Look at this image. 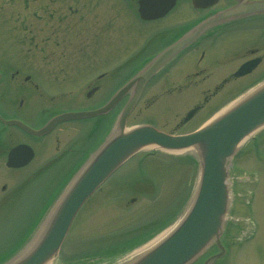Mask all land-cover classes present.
Segmentation results:
<instances>
[{"label": "rangeland", "instance_id": "1", "mask_svg": "<svg viewBox=\"0 0 264 264\" xmlns=\"http://www.w3.org/2000/svg\"><path fill=\"white\" fill-rule=\"evenodd\" d=\"M103 4L108 3L110 5H114V0H98ZM120 25L124 26L125 35H130V29H136L139 27L144 31V26L138 23L137 21L132 20L126 12L118 11ZM128 17L130 20H128ZM179 15L173 14L172 16L168 17L164 22L160 23L159 28H163L165 25H171L175 23H179ZM129 23L130 29L128 27ZM7 25V24H6ZM127 25V26H125ZM5 23L0 21V55L7 54V55H17L18 49L12 44V37L9 32L4 30ZM154 26H152L153 30ZM4 30V31H3ZM250 34V33H249ZM247 34V36H249ZM246 41L248 39H245ZM244 42V40H243ZM114 46H118V44H114ZM119 48V47H118ZM107 54V57L112 62H109L111 65H114V49H108L107 53L106 50L104 51V55ZM230 70V68H228ZM264 65L256 71L253 75L247 76L238 82H236L232 87L224 91L219 97L213 99L204 110H202L195 119L189 124L187 129L188 131L191 128H194L199 123H201L204 119L209 117L213 112H215L219 107L226 105L229 101L241 96L244 94L250 87L254 86L256 83L262 81L264 79ZM263 75V76H262ZM119 81L118 79H114V85H116ZM75 83V82H74ZM76 84H55L50 85L49 82H43V86L45 89H52L55 87H65V86H73ZM64 89V88H61ZM101 98V97H100ZM201 95L197 96L194 94H184L175 96L172 98L164 99L160 105L153 109L148 116L147 112L135 113L134 121H140L144 119H151L154 123H158L163 121L164 117L167 119L162 122L161 126L166 129H173L174 121L172 116L183 114L187 111L191 106H193L199 99ZM153 97L147 98V101L150 102ZM84 101L83 97L81 96H74L73 101L74 103H82ZM169 104L173 105V109L165 108ZM70 105V104H69ZM57 106H61V104H57ZM149 117V118H148ZM169 117V118H168ZM82 129L77 136L78 138L74 139V141H60L61 145L62 142L63 148L66 145H70L75 150L78 148L81 149V158L80 162H84L85 159L88 157V154L94 151L99 144L106 138L109 126H105L99 133L94 134L92 137H88V133L92 127V121L83 120L82 121ZM63 130V128H62ZM184 131V128L182 129ZM59 142V141H58ZM48 146V150L45 148ZM56 143L52 146V141H43L42 143H37L35 145L36 149V160L33 164H31L25 172L32 171L34 169L39 168L41 162L44 158L47 157V153H50L52 158L56 155L55 151ZM254 152H258L264 159V131H262L256 138V141L248 145L244 148L243 152L238 155V159L235 161L234 168L237 169V172L233 174V177L230 179L231 190L235 188V196L233 192L230 193V210L233 209L232 215L226 216V222H230V226L228 227L227 239L224 241L222 240V245L225 249V256L219 260L216 264H264V163L260 162L257 163L255 161V157L252 155ZM48 154V155H50ZM143 155V154H142ZM48 158V159H49ZM47 159V160H48ZM154 162L151 163V170L153 175H156V180L158 181V191L155 192L156 201L154 203H142L137 210L142 211H150L149 216L157 214L159 211H163L165 207L174 209L177 205V201L174 199L177 196H180L185 192L184 189L188 187V191L185 192L189 195L191 192L189 180L192 176V168H186L185 170L179 172L178 170L172 171L167 170L165 167L169 164H174L173 159L168 157L166 154H159L153 158H151ZM69 157L63 158L60 162L54 163L51 168L46 170L45 172H36L33 175L32 180L29 183L24 185L18 194L17 200L10 206H5L3 210L0 212V241L8 242L19 234H21L22 228L29 226V223L32 221L34 214L38 213L40 209L36 206L33 210V204L36 200V204L40 197H42L45 193H57L61 186L64 184L66 179L70 178L71 175H67L65 178L59 180V171L68 164ZM46 161V160H45ZM23 173V172H22ZM132 173H134V166L132 161L124 164L118 171L114 173L102 186L103 190H107L108 192H115L116 190L121 189V186H130V180L132 177ZM255 175L259 179L257 183H255L251 176ZM70 176V177H69ZM7 177L11 180L15 179L16 177L11 176L9 173ZM196 177L194 176V181ZM193 181V183H194ZM194 185V184H193ZM180 187V188H179ZM101 189V190H102ZM102 190V191H103ZM190 190V191H189ZM252 193V201L250 206V215L248 220H245V209H244V202L248 199L247 193ZM58 194V193H57ZM243 195V196H242ZM108 196V195H107ZM105 202L109 201L107 198ZM242 196V197H241ZM186 198V197H185ZM99 194H96L93 198L85 203L81 211L78 212L77 216L75 217L73 223V231L70 234V241H67L69 247H71V243L78 240L80 237V228L87 222V217L90 213L91 209H95L103 202ZM184 204V203H183ZM232 204V206H231ZM87 205V206H86ZM187 205V204H186ZM234 205V206H233ZM86 206V207H85ZM106 206V205H104ZM188 206V205H187ZM85 207V208H84ZM186 207V206H185ZM136 208V206L134 207ZM105 209V208H104ZM185 208H182L183 211ZM83 210V211H82ZM104 211V210H103ZM82 212V213H81ZM110 213L104 212V216L97 218L96 223L97 225L101 224L102 221L106 220L111 215ZM249 213V212H248ZM103 213L100 212V215ZM165 215V213H164ZM148 216V215H147ZM148 216V217H149ZM148 220V219H147ZM141 222V221H140ZM167 222V219L163 217L162 220L158 221L155 226L150 227L149 230L143 232V235L149 233V231L157 230L158 227H161ZM34 223L31 224L33 226ZM94 224L91 222L90 225ZM251 227V228H250ZM98 233L103 232V226ZM254 228V229H253ZM253 229V231H252ZM99 230V229H98ZM105 232V231H104ZM252 233L253 236L251 239L247 240L249 234ZM142 236H136L132 238V243L137 242L138 240L143 238ZM242 241V242H239ZM6 242V244H7ZM1 243V244H2ZM238 243V244H237ZM65 247L67 248V246ZM74 246V245H73ZM66 251V250H65ZM71 256V255H69ZM69 256H65L67 258ZM59 263L56 259L53 260L51 264Z\"/></svg>", "mask_w": 264, "mask_h": 264}, {"label": "water", "instance_id": "2", "mask_svg": "<svg viewBox=\"0 0 264 264\" xmlns=\"http://www.w3.org/2000/svg\"><path fill=\"white\" fill-rule=\"evenodd\" d=\"M261 8L264 10V4ZM177 49L174 46L164 51L101 109L67 116L103 114L117 103L128 88L137 87V93L128 101L119 118L121 133L87 163L70 186L39 243L29 256L16 264H42L49 258L59 247L80 204L124 159L145 145L168 150L195 146L199 151L202 174L196 199L185 219L165 241L136 264H186L213 237H218L226 205L225 162L244 137L264 125V85L208 126L190 135L170 137L151 127H139L123 133L125 118L142 86Z\"/></svg>", "mask_w": 264, "mask_h": 264}, {"label": "flooded vegetation", "instance_id": "3", "mask_svg": "<svg viewBox=\"0 0 264 264\" xmlns=\"http://www.w3.org/2000/svg\"><path fill=\"white\" fill-rule=\"evenodd\" d=\"M70 0H68L69 2ZM137 2V0H133ZM161 0H156V3ZM241 0H216L214 4L208 7L196 8L192 5L191 0H176V5L172 10L169 11L170 14L177 13V15H182L185 17L182 22L177 25H172V27H176L177 29L181 26L193 25L205 17L212 16L215 13L231 8L232 6L237 5V2ZM262 1V0H245V4L243 6H247L249 3ZM71 5L68 3V12L71 11ZM49 13L47 17L43 15H39L37 11L32 13V18L34 19L33 28L37 33H51L52 35L57 34L59 32L58 28H54V23L51 20L53 18L52 12L46 10ZM167 14V15H168ZM171 15V14H170ZM259 14H244L236 20L229 21L223 27H212L208 28L203 32V34L196 41L192 43L190 49H194L193 61L190 66V73L183 74L184 77L187 78L194 75L201 76V80L198 82H190L187 81V84L184 85L185 90H187L189 85H199L204 82L208 77V69L210 63L226 66L231 63H235L240 65L246 61L253 60L255 58L260 59V63L264 61V53L261 49L262 39H257V34H262V19ZM46 19V20H44ZM76 19H73L75 22ZM71 18H68V15L63 14L62 16L57 17V22L59 24L64 23V29H67V23L73 22ZM81 26L85 27L86 19L83 15L80 16ZM94 24H97L95 21H92ZM181 32L178 31L177 35ZM250 33V34H249ZM249 34V37H247ZM93 35V42H96L97 35L95 33L89 34ZM81 37L84 43L87 42L86 33L81 32ZM160 39V38H159ZM245 39H248L246 42ZM48 40V38H47ZM244 40V42H243ZM169 40L167 38H162L156 41L155 49H159L161 47H165L166 43ZM44 43V42H43ZM43 50L42 47H40ZM221 57L218 59V57ZM259 63V64H260ZM198 66H201L198 68ZM1 69H7L6 74L0 73V111L4 114L10 116L13 120H21L27 126L31 128L34 127V120L41 121L45 117V111L39 112L41 108H39L35 103L38 102V95H40L39 87L34 82H30L27 84L26 77L22 76L19 70H16L12 63L6 59L0 60ZM173 69L170 70V73L166 75L169 78L173 75ZM176 73V72H175ZM232 71L228 73H224L222 75V79L230 80ZM2 74V75H1ZM181 75V74H178ZM226 84H221L220 86H214L213 90L208 97H204L203 103L196 104L197 113L201 111L206 102L210 97H214L220 91L224 89ZM151 90V87L147 89L146 93ZM178 93L182 91V89L177 90ZM210 88L206 87L202 89L203 93L209 92ZM210 96V97H209ZM153 97V99L148 102L147 105L153 104L157 101V96L154 95V92L151 91L148 98ZM42 110V109H41ZM63 124L57 125L46 137L38 138L37 136L30 135L24 132L21 128L9 126L7 127L5 132V140L8 141H69L72 134L70 131L61 130L60 128ZM3 128V125L0 124V129ZM68 126L65 128L67 129ZM4 133V132H3ZM2 133V134H3ZM7 141V140H6ZM6 185L0 186V191H5Z\"/></svg>", "mask_w": 264, "mask_h": 264}]
</instances>
